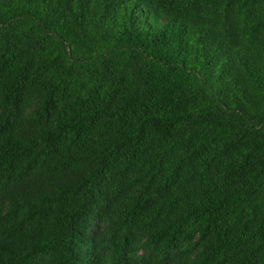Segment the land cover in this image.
<instances>
[{
  "label": "trees",
  "instance_id": "trees-1",
  "mask_svg": "<svg viewBox=\"0 0 264 264\" xmlns=\"http://www.w3.org/2000/svg\"><path fill=\"white\" fill-rule=\"evenodd\" d=\"M0 264H264V0H0Z\"/></svg>",
  "mask_w": 264,
  "mask_h": 264
}]
</instances>
